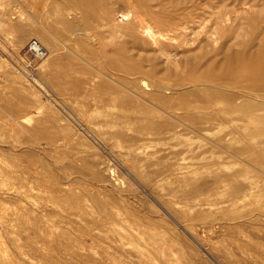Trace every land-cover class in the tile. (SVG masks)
Returning <instances> with one entry per match:
<instances>
[{"label": "rangeland", "instance_id": "374dc122", "mask_svg": "<svg viewBox=\"0 0 264 264\" xmlns=\"http://www.w3.org/2000/svg\"><path fill=\"white\" fill-rule=\"evenodd\" d=\"M178 2L166 56L140 21ZM0 47V264H264V95L238 83L264 0H0ZM207 68L236 78L234 105Z\"/></svg>", "mask_w": 264, "mask_h": 264}, {"label": "bare ground", "instance_id": "6f19581e", "mask_svg": "<svg viewBox=\"0 0 264 264\" xmlns=\"http://www.w3.org/2000/svg\"><path fill=\"white\" fill-rule=\"evenodd\" d=\"M71 2V0H68V2ZM68 5V4H67ZM68 7V6H67ZM70 8V7H69ZM159 8H161V12H158L157 10H155L152 15H154V18H155V28H153L147 21L145 20H141L140 21V25L142 27V33L145 34L146 36H148L152 43H154L157 48H158V51H160L163 55H166L168 56V52H166V50L160 46L159 44V40L161 37H164L165 35H167L168 33H170V31H172L173 29H179V27L183 26H187V21L186 19L190 18L187 14H189L190 10L186 7V5L184 3H175V5H172V8L169 10L168 13L166 12H163L165 9H164V6L163 5H160ZM72 9V8H71ZM180 13V14H179ZM184 13V14H183ZM54 14H55V17L58 21H60L63 25L65 26H70V21L64 16L63 13H61L59 10H56L54 11ZM96 14V11H92V15L95 16ZM183 14V17L180 15ZM186 14V15H185ZM31 15V14H30ZM185 24V25H183ZM113 26V25H112ZM49 34H47L46 32L43 34V37L48 39ZM118 50V49H117ZM113 54H117V51L116 52H113ZM168 54V55H167ZM165 56V57H166ZM115 56L112 57V59L114 58ZM169 58V57H168ZM116 61V59H114ZM119 60V59H118ZM131 60V58L129 59ZM171 59L169 58V61ZM127 61V60H126ZM118 62V61H117ZM133 62V61H132ZM134 63V62H133ZM171 63H174L176 65L175 62H172ZM214 62H210V64L212 65ZM116 64V63H114ZM124 64V63H123ZM123 64H117L116 66H119L121 68V70H123V72H127L129 74H137L138 76H140L141 78L142 77H150L149 75H153V73H156V67L153 66V68H150V69H144L143 65H137L136 63L130 65V63H127L125 65ZM139 64V63H138ZM193 65V64H192ZM177 66V65H176ZM210 65H207L206 67H208ZM243 79L242 81H239L238 83H244L245 87L248 89H251L253 90L254 92L256 93H260V95H264V47H262V49L260 48H257L256 51H251V53L248 55V60L247 62L244 64L243 66ZM207 70H208V73H207ZM207 70H204L203 72L207 73L206 75V79L205 81L211 83V87H210V90L214 93L217 92V90H221L220 92H223L224 94H222V99L225 100L229 105H234L232 102L233 100L235 99V97H233V94L232 93H227L226 91H228L229 87H231L230 85L231 84H234L236 83L237 84V81H236V78L235 79H229L228 77V74L226 75V73L224 72H214L215 70L211 69V68H207ZM164 74L166 76H171V72L170 71H163ZM126 74V73H125ZM202 75L200 74L199 72V76ZM130 76V75H129ZM134 75H132L133 77ZM128 77V75H127ZM228 77V78H227ZM129 78V77H128ZM130 79V78H129ZM152 80V78H151ZM150 80V81H151ZM179 80V81H178ZM156 81V80H155ZM159 81V80H157ZM162 81V80H161ZM176 81H178L179 83H185L183 82L182 78H177ZM165 82V81H163ZM148 83V82H147ZM155 83V82H153ZM152 83V85H153ZM158 83V82H157ZM162 83V82H161ZM160 83V84H161ZM151 84V83H149ZM147 84V85H149ZM156 84V83H155ZM154 84V85H155ZM159 84V85H160ZM165 86H166V83H164ZM206 84V83H205ZM151 85V86H152ZM158 87H162V86H159ZM163 85V83H162ZM209 85V84H208ZM146 86V85H145ZM156 86V85H155ZM195 86V84H194ZM210 86V85H209ZM242 86V85H241ZM148 87V86H146ZM157 86L155 87L158 88ZM164 87V86H163ZM168 87V86H167ZM150 88V87H149ZM165 88V87H164ZM196 88V87H194ZM159 90H161L160 88H158ZM154 90V89H152ZM157 90V89H156ZM158 90V91H159ZM189 90V88H188ZM155 91V90H154ZM252 91V92H253ZM235 95V94H234ZM255 98V97H254ZM257 99V98H256ZM262 100V99H260ZM185 101V100H184ZM249 102H251V100H247ZM170 102V101H169ZM179 103V101H178ZM181 103H183L181 101ZM181 103L179 104L181 106ZM190 103V102H189ZM188 102H185L186 106L187 104H189ZM255 106H258V107H264V104L263 103H259V101H255ZM162 104L164 105V102H162ZM166 104V102H165ZM170 104V103H169ZM193 105V103H192ZM169 106V105H168ZM167 106V107H168ZM184 106V104H183ZM196 106V105H195ZM165 107V105H164ZM185 107V106H184ZM189 107V105H188ZM187 107V109H188ZM193 107V106H191ZM223 107V106H222ZM166 108V107H165ZM169 108V107H168ZM180 108V107H179ZM194 108V107H193ZM197 108V107H196ZM195 108V110H196ZM257 108V107H256ZM163 110V108H161ZM198 109V108H197ZM194 110V109H193ZM190 112V111H189ZM219 110H216V112H204L201 114V115H195V113L193 112H190L187 114V119L188 120H191V121H194V123L196 122H199L201 126V123H211L212 121L214 120H221L223 121V118H225V116H220L219 114ZM169 113V112H168ZM171 115H169L170 117H172L173 119L177 120V121H181V119H186V118H181V117H176L175 116H172V113H170ZM198 114V113H197ZM223 115V114H222ZM246 115V114H245ZM248 115V114H247ZM243 118H241L240 120H242ZM189 121L191 124L192 122ZM226 121H233L232 118H229L226 119ZM181 123H185V122H182ZM189 123V124H190ZM186 124V123H185ZM184 125V124H183ZM196 125V124H195ZM193 125V126H195ZM159 128L158 129H163V131H165L164 129L166 130H172L175 126L174 123H168V122H163V123H159L157 125ZM193 126L191 125H185V127L187 128H192L193 130H196ZM234 127V126H233ZM167 131V132H168ZM197 131V130H196ZM176 133V129H173V131L169 132V133ZM208 139V138H207ZM210 139V138H209ZM220 144V143H219ZM5 207V206H4ZM3 207V208H4ZM4 210V209H3ZM1 215V214H0ZM2 217V216H1ZM8 256V255H7ZM6 258V257H5ZM6 261V260H5ZM9 264V263H8Z\"/></svg>", "mask_w": 264, "mask_h": 264}, {"label": "built area", "instance_id": "2783aa9c", "mask_svg": "<svg viewBox=\"0 0 264 264\" xmlns=\"http://www.w3.org/2000/svg\"><path fill=\"white\" fill-rule=\"evenodd\" d=\"M25 50L33 58H42L46 54L45 47L35 37H31L27 41L26 46H25ZM2 53H3V51L0 47V57H1ZM20 62H21V65L23 66V68L25 69V72L31 71V69L34 66V62H32L31 60L20 59ZM26 74H27V76L29 75L28 72H26ZM0 80H1V74H0Z\"/></svg>", "mask_w": 264, "mask_h": 264}]
</instances>
